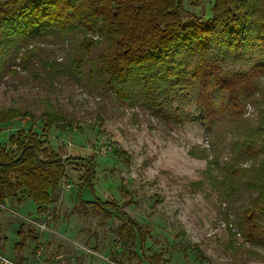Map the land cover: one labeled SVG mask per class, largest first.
Masks as SVG:
<instances>
[{"label": "rangeland", "instance_id": "374dc122", "mask_svg": "<svg viewBox=\"0 0 264 264\" xmlns=\"http://www.w3.org/2000/svg\"><path fill=\"white\" fill-rule=\"evenodd\" d=\"M214 5L215 0H185L182 18L204 21L213 16ZM13 69L0 82V111L31 109L36 118L0 125L1 143L11 151L8 136L32 130L62 157L90 159L96 173L93 192L85 189L84 199L117 203L148 234L142 250L125 251L118 241L117 212L84 209L76 199L83 169L68 166L44 213L31 200L21 204L9 198L0 205L2 255L21 264H151L150 257L157 264H264V247L250 243L242 229L244 213L264 191L263 183L251 178L260 163L238 156L248 133L264 131V95L247 105L244 125L212 135L196 118L166 123L150 110L113 102L74 79L62 77L51 86L21 64ZM174 105L199 115L192 100ZM45 109L66 121L48 126V117L41 115ZM105 146L110 150L102 154ZM21 228L27 233L32 228L39 240L29 236L17 248Z\"/></svg>", "mask_w": 264, "mask_h": 264}, {"label": "trees", "instance_id": "16d2710c", "mask_svg": "<svg viewBox=\"0 0 264 264\" xmlns=\"http://www.w3.org/2000/svg\"><path fill=\"white\" fill-rule=\"evenodd\" d=\"M184 2L0 0V82L21 64L41 84L74 79L113 102L150 110L166 123L196 118L212 135L244 125L247 105L264 95V0H215L213 16L204 21H184ZM191 100L197 117L174 105ZM41 115L48 117V126L66 121L54 110ZM26 117L36 118L31 109H3L0 125ZM263 132L243 134L238 156L260 163L251 178L264 185ZM8 143L11 151L0 141V203L31 200L44 213L67 178V167L81 166L77 202L106 215L105 207L114 209L122 221L118 241L125 251L135 254L144 248L148 232L117 203L84 199L85 189L93 192L96 173L90 159L62 157L32 130L11 133ZM256 204L244 213L242 229L250 243L264 247V191ZM28 233L18 230L17 248L29 236L39 240L32 228ZM154 258L151 264H157Z\"/></svg>", "mask_w": 264, "mask_h": 264}, {"label": "built area", "instance_id": "2783aa9c", "mask_svg": "<svg viewBox=\"0 0 264 264\" xmlns=\"http://www.w3.org/2000/svg\"><path fill=\"white\" fill-rule=\"evenodd\" d=\"M109 150H110V147H108V146L103 147V149H102V154L107 153ZM0 262H1L2 264H21V263L14 262V261H12V260L6 258V257H5L4 255H2L1 253H0Z\"/></svg>", "mask_w": 264, "mask_h": 264}, {"label": "crops", "instance_id": "0c3cea01", "mask_svg": "<svg viewBox=\"0 0 264 264\" xmlns=\"http://www.w3.org/2000/svg\"><path fill=\"white\" fill-rule=\"evenodd\" d=\"M5 201H7V200H5ZM0 205H3L2 203L0 204ZM5 205V204H4ZM36 205V204H35ZM38 206L36 205V208H37Z\"/></svg>", "mask_w": 264, "mask_h": 264}]
</instances>
